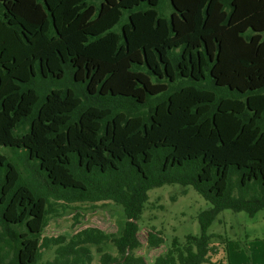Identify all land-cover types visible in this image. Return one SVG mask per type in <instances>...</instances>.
<instances>
[{
	"label": "trees",
	"instance_id": "16d2710c",
	"mask_svg": "<svg viewBox=\"0 0 264 264\" xmlns=\"http://www.w3.org/2000/svg\"><path fill=\"white\" fill-rule=\"evenodd\" d=\"M2 147L0 264H145L139 223L166 184L209 207L154 264H230L211 225L264 209V0H0ZM109 203L118 235L43 234Z\"/></svg>",
	"mask_w": 264,
	"mask_h": 264
},
{
	"label": "rangeland",
	"instance_id": "374dc122",
	"mask_svg": "<svg viewBox=\"0 0 264 264\" xmlns=\"http://www.w3.org/2000/svg\"><path fill=\"white\" fill-rule=\"evenodd\" d=\"M54 86L63 85V80H53ZM12 149L2 147L0 152L9 156ZM147 209L139 223L138 237L140 247L135 251L136 256L143 257L145 264H154V259L167 251L173 236L183 239L188 233H197V214L209 207V203L197 194L191 187L179 185H163L151 189L149 192ZM125 218L118 206L109 203L102 209L87 213L80 225L72 226V216L66 215L53 218L49 221L43 234L56 236L70 235L77 229L85 226H96L102 230L116 235L121 231ZM150 225L161 230L164 244L151 248L146 242V232ZM210 231L222 235L229 240L228 260L230 264H264V209L250 217L245 212L233 213L224 210L213 222ZM239 244V249H233L234 243ZM218 253L212 257L215 262L223 255V245L219 240L213 241ZM105 250L114 252L113 246L107 244ZM95 250L94 246H91ZM52 250L44 251L43 258L51 259ZM97 255L95 256V260Z\"/></svg>",
	"mask_w": 264,
	"mask_h": 264
},
{
	"label": "crops",
	"instance_id": "0c3cea01",
	"mask_svg": "<svg viewBox=\"0 0 264 264\" xmlns=\"http://www.w3.org/2000/svg\"><path fill=\"white\" fill-rule=\"evenodd\" d=\"M81 223H82V222H81ZM81 223H80V224H81ZM80 224H78V225H80ZM78 225H77V226H78ZM85 227H87V226H85ZM95 227H96V226H95ZM82 228H83V227H82ZM99 229H101V228H99ZM77 230H78V229H77ZM101 230H102V229H101ZM103 231H104V230H103ZM74 232H75V231H74ZM104 232H106V231H104ZM71 234H72V233H71ZM71 234H70V235H71ZM63 235H66V234H63ZM56 236H57V235H56ZM66 236H69V235H66ZM108 244H110L111 246H113L111 243H108ZM140 244H141V243H140ZM106 245H107V244L103 245V249H104V251H107V252H110V253H113V254H114L115 251H116L115 248H114V246H113V248H114L115 251L112 252V251L105 250V247H104V246H106ZM91 246H94L95 249H96V246H95V245H89L90 248H91ZM91 249H92V248H91ZM137 249H138V248H137ZM137 249H136V250H137ZM136 250H135V251H136ZM92 251H93V250H92ZM135 251H134V254H135ZM96 255H97V259H98V256H99V255H98V254L96 253V251L94 250V251H93V262H94V263L97 262V259L95 260V256H96Z\"/></svg>",
	"mask_w": 264,
	"mask_h": 264
}]
</instances>
